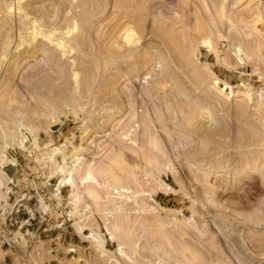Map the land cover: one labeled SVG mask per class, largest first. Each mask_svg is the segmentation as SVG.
Returning a JSON list of instances; mask_svg holds the SVG:
<instances>
[{"label": "rangeland", "instance_id": "374dc122", "mask_svg": "<svg viewBox=\"0 0 264 264\" xmlns=\"http://www.w3.org/2000/svg\"><path fill=\"white\" fill-rule=\"evenodd\" d=\"M119 1L0 0V264H264V0Z\"/></svg>", "mask_w": 264, "mask_h": 264}, {"label": "bare ground", "instance_id": "6f19581e", "mask_svg": "<svg viewBox=\"0 0 264 264\" xmlns=\"http://www.w3.org/2000/svg\"><path fill=\"white\" fill-rule=\"evenodd\" d=\"M119 1V0H118ZM124 1V0H123ZM149 1V0H148ZM4 2H5V6L4 7H6V9L7 10H9L10 12H12L11 10H13L12 8H13V4H12V2H11V0H4ZM120 2V1H119ZM118 2V3H119ZM150 2V1H149ZM153 2V1H152ZM151 2V3H152ZM20 3V2H19ZM151 3H150V5H151ZM17 4H18V2H17ZM25 4V3H24ZM23 4V5H24ZM88 4V3H87ZM124 4V3H123ZM19 5V4H18ZM17 5V6H18ZM23 5H19L17 8H15V9H17V10H19L20 8V10H23L24 11V9H23ZM26 5V4H25ZM148 5V4H147ZM21 6V7H20ZM125 6V5H124ZM152 6V5H151ZM68 8V7H67ZM14 9V10H15ZM16 10V11H17ZM26 13H27V11L26 12H24V14L26 15ZM17 14V13H16ZM20 14H22V13H20ZM37 16V15H36ZM26 16H24V15H22V17H21V19H22V21H21V26H20V29H19V31H18V44H17V46H16V51L14 52V54H12V58H14V59H17L18 57H15V53H17V54H19L18 52H19V50L21 51V47L23 46V37H22V35H29V42H28V45H33V49H35V51H36V53H37V51H43V52H47V51H49V47L50 46H53L52 47V49L51 50H53V52L55 51H58V52H61V56H64V55H66V54H69L70 53V51L66 48V43H67V41L68 40H64V39H66L67 38V36L69 35V32H70V29L68 28V29H66V31L64 32V31H62V30H59V29H61V28H58V27H55L54 25H57V24H55L54 22V25L53 26H51L50 28L51 29H54V28H57L58 30H56V29H54V30H50V28L48 27V26H46V25H44L43 23L44 22H42V21H40V20H38V19H35V18H33V20L32 19H30V20H28V17L27 18H25ZM126 17H128V16H126ZM119 18V17H118ZM27 19V20H26ZM73 19L74 18H70L69 20H71V21H73ZM94 19V18H93ZM128 19V18H127ZM126 19V20H127ZM55 20V19H54ZM68 20V19H67ZM64 20L65 21V26H69V24H71L70 23V21L68 20ZM67 21V22H66ZM116 21V20H115ZM127 21H129V20H127ZM57 22H58V20H57ZM51 24V23H50ZM63 24V23H62ZM74 24V26L72 27V30L73 29H75V23H73ZM128 25V24H127ZM126 25V26H127ZM130 25V24H129ZM50 26V25H49ZM133 26V25H132ZM132 26L130 27V29H132ZM41 27H42V29H41ZM54 27V28H53ZM59 27H60V25H59ZM43 28H49L48 30H46V29H43ZM64 28V27H63ZM124 29H125V27H123ZM127 28V27H126ZM136 27H133V29H135ZM31 30V31H30ZM64 30V29H63ZM136 30V29H135ZM30 31V32H29ZM60 31V32H59ZM126 31V30H125ZM132 31V30H131ZM130 30H129V32H131ZM57 32H59L58 34H57ZM127 32V31H126ZM123 35H124V33H123ZM40 37V38H39ZM39 39V40H38ZM76 39V38H75ZM124 42H125V45L127 46V49H126V51H128V52H130L131 51V47H130V45L132 44V43H134V41L136 40L135 38H134V35L132 34V33H127V34H125L124 36H122V38H121ZM12 40V39H11ZM74 41V40H73ZM79 41V40H78ZM106 41V40H105ZM119 42V41H118ZM74 43V42H73ZM121 43V42H120ZM50 45V46H49ZM119 49V48H118ZM15 50V49H14ZM25 50V49H24ZM18 51V52H17ZM26 51V50H25ZM22 52V51H21ZM24 52V51H23ZM22 52V53H23ZM57 52V53H58ZM21 53V54H22ZM26 53V52H25ZM126 53V52H125ZM16 54V55H17ZM33 54V53H32ZM51 54H53L52 52H51ZM55 54V53H54ZM124 54V53H123ZM48 55V54H47ZM8 56V54L6 55V56H3V57H7ZM25 56V55H24ZM57 56V55H56ZM170 56H171V54H170ZM50 57H51V55H50ZM54 57V56H53ZM6 59V58H5ZM109 59V58H108ZM4 60V59H3ZM54 60V59H53ZM175 61V60H174ZM5 62V61H4ZM131 71V70H130ZM131 73H132V71H131ZM75 75H76V73H73V77H75Z\"/></svg>", "mask_w": 264, "mask_h": 264}, {"label": "crops", "instance_id": "0c3cea01", "mask_svg": "<svg viewBox=\"0 0 264 264\" xmlns=\"http://www.w3.org/2000/svg\"><path fill=\"white\" fill-rule=\"evenodd\" d=\"M54 241V245H56L55 248H52L50 246L51 244L47 246V249L50 250L48 252V255L49 257H51V261H54L56 264H62L65 260L67 261V259H69L70 257L74 258V256L71 255L72 249L70 248H76L75 245L71 244L69 240L64 244V241L61 240V237H56ZM7 252L8 253H6L5 256L7 259L9 257L14 256V254H12L11 248L8 249Z\"/></svg>", "mask_w": 264, "mask_h": 264}]
</instances>
